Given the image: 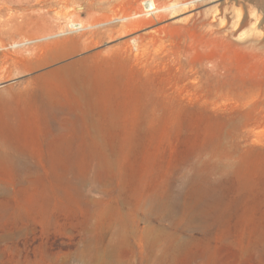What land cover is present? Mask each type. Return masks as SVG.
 Returning a JSON list of instances; mask_svg holds the SVG:
<instances>
[{
    "label": "rangeland",
    "instance_id": "1",
    "mask_svg": "<svg viewBox=\"0 0 264 264\" xmlns=\"http://www.w3.org/2000/svg\"><path fill=\"white\" fill-rule=\"evenodd\" d=\"M144 1L0 0V264H97L119 220L141 264L152 200L206 205L205 264H264V53L212 19L259 0Z\"/></svg>",
    "mask_w": 264,
    "mask_h": 264
},
{
    "label": "bare ground",
    "instance_id": "2",
    "mask_svg": "<svg viewBox=\"0 0 264 264\" xmlns=\"http://www.w3.org/2000/svg\"><path fill=\"white\" fill-rule=\"evenodd\" d=\"M6 1L9 2L10 4H15L19 7H22L25 10L31 8L32 11H34L33 9L34 6H39V7L45 6L46 9L43 10L42 12L39 9L36 10L40 14H45L48 11V9L52 7L53 5H56L58 3L68 2V0H3V2H6ZM185 3L187 2L181 1L178 3L172 4V5L167 4L165 6L156 7L155 2L153 0H145L143 4H145V7H147L148 9L147 11L151 12L153 10H159V11L161 9L164 10L165 8L173 7L176 5L177 6L185 5ZM238 4H240V2H238L237 5ZM259 4L261 5L260 6L261 11L257 9L258 12H251L249 9L241 7L239 5V8L235 10L232 16L230 17L225 14H221L219 18H216V16H213L212 17L213 20H217V19L220 20V21L218 20L219 21L218 26L217 28L214 29V31L217 34H219L221 38H223V37H228L232 35V33L241 29V27L249 24L251 25V28L254 31L252 34H250V38H247V39L245 38L244 43L246 44L243 47H246L250 50L260 51L261 53H264V29H263L264 27V7H263L264 0H259ZM116 6L118 7V5ZM27 13H23L22 17L24 14H27ZM140 15L142 14H139V16ZM134 16H136V14H133V15L127 14V15L122 16L121 19L122 18H126V19L132 18ZM117 17L119 18L120 16H117ZM70 24L72 27H75V28L78 26H82L81 22L79 21H72L70 22ZM86 25H87L86 27H89L88 24ZM152 201L153 202L151 203L150 210L149 209L148 210L151 213L156 211L159 215V218L167 217L166 219H168L170 225L168 227H157V226H152V224H150L151 221L145 220L147 224L144 228V231L148 232V239L145 244L146 250L143 252L141 264H205L206 262L208 263L209 258L208 259L205 258V254H204L205 252L202 251V253H197L191 250V245L195 243L199 244L202 247V249L203 248L210 249V244L208 241V232H209L208 225L209 224H208V219H207L206 205L201 204V207H197V208L192 207L194 208V210H190L189 215L184 216V217L175 218V215H173L175 203L174 204L171 203L174 207L173 208L171 204H167L163 202L160 203L157 200H152ZM161 218L160 220H162ZM127 223L128 222L125 220H119L116 223V225L113 226V229L110 233L111 235L108 241L105 240L107 244L104 243L105 246L102 247V249H98L97 246L101 243V241L99 242V239H96L97 237H95V239L93 238L95 242L93 244H91L90 242L87 243L83 248L79 250V254L77 255H81L85 257L87 253L90 252L91 257H93V258L91 257L90 258L94 259L95 261H98L100 264H132L130 257L127 259L123 257L125 256L123 253V249L127 247L128 245H130L129 238L131 236H135L136 234L141 235L143 232L140 231L141 232L140 234L139 230L135 228L133 229V227L130 230L127 229L126 227ZM193 230H198L200 233V236H195L193 234ZM98 237H101V236H98ZM103 237L105 236H102V238ZM131 246L133 247V245ZM92 263L94 264V262Z\"/></svg>",
    "mask_w": 264,
    "mask_h": 264
}]
</instances>
